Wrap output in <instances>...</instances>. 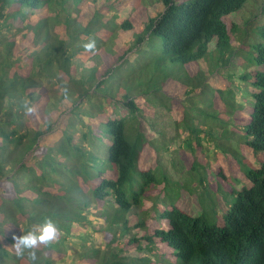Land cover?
Returning a JSON list of instances; mask_svg holds the SVG:
<instances>
[{
    "label": "trees",
    "instance_id": "trees-1",
    "mask_svg": "<svg viewBox=\"0 0 264 264\" xmlns=\"http://www.w3.org/2000/svg\"><path fill=\"white\" fill-rule=\"evenodd\" d=\"M137 95L184 129L179 151ZM154 193L147 221L134 209ZM95 214L106 249L85 244ZM48 220L54 239L17 249ZM73 246V264H149L156 249L264 264V0H0V264H68Z\"/></svg>",
    "mask_w": 264,
    "mask_h": 264
},
{
    "label": "rangeland",
    "instance_id": "rangeland-1",
    "mask_svg": "<svg viewBox=\"0 0 264 264\" xmlns=\"http://www.w3.org/2000/svg\"><path fill=\"white\" fill-rule=\"evenodd\" d=\"M255 8H257L255 5H248V7L243 12L245 17L248 18L249 15L250 17L252 15L254 16L255 12H253V10H256ZM252 19L253 18H251V21ZM251 21H250L249 26H251L250 28H252V31H255L253 28L256 27V24ZM48 83H49L51 90L54 91L55 95H57L58 97L62 96L63 91H67V93L69 92V89L65 88L63 85L60 86L58 85V83L52 82V81ZM136 98L138 99L142 107V114L154 125L155 129L161 132V136L159 138L160 144L166 141L168 142L172 150L176 151L177 149L179 151L181 149L180 144L182 143L184 137L186 136V132L184 131L183 128L178 129L173 115L165 108H162L161 106L156 105L153 102H151V100H149V98H146V96L137 95ZM76 99L77 97L73 96L72 101L59 104L58 107L55 108V110L57 111L53 110V113H54L53 120H54L55 125L52 131L49 133L48 137L56 141L60 140L61 135H62L61 128H60L61 123H62V117L65 112L66 114L69 112V110L71 109L70 107L72 106V103L75 102ZM80 106L82 107L81 111H83V113H86L90 107L88 102H86L85 104H81ZM124 115L125 113L123 112L122 108H119L117 110V113L114 116L122 117ZM237 147L239 148V146ZM241 149L245 153H248V150H246L244 147H242ZM181 153H182L181 154L182 156L184 157L187 156L184 151L183 152L181 151ZM169 157H171L169 153H164L162 156L163 162L165 163L166 168L169 170V172L173 173L175 177H178L179 174H177L174 171H171L172 167H171V162H170ZM160 197H159V194L154 193L152 197L145 198L144 204L141 207H136L134 211L138 212L140 215L141 214L146 215L147 221L151 220V218L153 217V206H154L155 201H156L155 205L157 207H160L162 205ZM90 218L92 220V224L89 225V227H86V230H85V233L89 234L90 238L89 240L85 242V244L86 245H96V246L101 247L102 249H106V244L109 240L108 232H112V231H109L108 229V222L106 221V217L102 216V214H95V215H90ZM80 246L82 247V245ZM113 246H116L117 248H119L120 243L119 242L114 243L112 247ZM81 247L79 248V246H73L70 252V257L68 259V264H73L77 251L80 252V250H82L83 248ZM136 252L137 254H143L138 251ZM161 252L162 251L159 249H156L154 250L153 253L150 252L149 254L146 252V254H148L149 256L158 259L157 262L155 260H152L149 262V264H159V262H161L162 264L171 263L172 258H168L165 254H162ZM157 254L158 256H156Z\"/></svg>",
    "mask_w": 264,
    "mask_h": 264
},
{
    "label": "clouds",
    "instance_id": "clouds-1",
    "mask_svg": "<svg viewBox=\"0 0 264 264\" xmlns=\"http://www.w3.org/2000/svg\"><path fill=\"white\" fill-rule=\"evenodd\" d=\"M86 48L93 47V44L89 43L85 45ZM57 227L51 221H46L43 225L37 227L32 231H28L27 233L15 237L16 247L17 249H33L37 246L38 243L47 244L49 241L54 239L57 235ZM35 253H31V260L33 264H35Z\"/></svg>",
    "mask_w": 264,
    "mask_h": 264
}]
</instances>
